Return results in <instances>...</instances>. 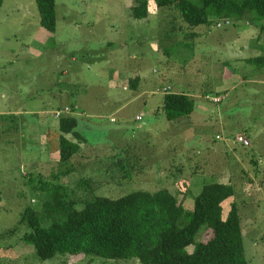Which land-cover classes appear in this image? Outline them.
<instances>
[{"label":"rangeland","instance_id":"obj_1","mask_svg":"<svg viewBox=\"0 0 264 264\" xmlns=\"http://www.w3.org/2000/svg\"><path fill=\"white\" fill-rule=\"evenodd\" d=\"M131 5L132 0H55V32L50 34L38 24L34 0H0V115L17 114L0 122L6 124L0 128V264H140L136 259L82 254L43 261L31 245L20 241L27 231L18 223L24 209L39 208L29 177L53 181L52 176L66 171V165L57 163L53 119L63 105L78 120V132L88 146L96 145L88 157L94 188L86 190L84 200L163 190L177 195L186 189L189 193L179 200L191 211L203 185L232 184L235 196L222 203V219L234 203L247 264H264V114L253 100L241 98L253 92L252 85L238 87L218 105L204 102V112L195 105L190 116L176 123L148 110L151 101L161 103L167 86L173 93L215 96L214 72L223 61L215 58L216 39L223 36L221 43L228 46L244 25L199 26L211 34L185 37L186 26L175 9L156 8L150 2L147 18L134 20L128 17ZM248 23L249 32L264 25L263 20ZM255 40L251 33L244 37L247 46ZM131 80H143L140 91H153L154 97L134 100L118 114L107 113V105H126L136 96L127 87ZM138 112L144 116L136 122ZM241 133L248 147L235 142ZM122 144L131 149L117 166L113 158L119 159ZM133 153L138 162L128 157ZM90 176L76 171V180L91 181ZM48 226L44 222L42 227ZM14 227L18 232L9 233ZM207 237L200 230L195 242H206ZM192 251L193 245L186 248Z\"/></svg>","mask_w":264,"mask_h":264},{"label":"trees","instance_id":"obj_2","mask_svg":"<svg viewBox=\"0 0 264 264\" xmlns=\"http://www.w3.org/2000/svg\"><path fill=\"white\" fill-rule=\"evenodd\" d=\"M150 2L156 8L175 9L186 26L185 37L197 38L193 32L199 26L264 21V0H200L199 4L192 0H132L128 17L146 19ZM34 4L39 26L53 34L55 0H34ZM130 82L132 88L133 82ZM162 94L160 109L167 122H176L194 112L195 102L191 97L173 92ZM9 117L16 118L0 115V122L6 123ZM53 119L59 135L57 163L66 165V171L59 177L52 176L53 181L29 177V184L33 185L32 199L39 202V208L27 206L18 222L27 229L20 241L31 245L38 259L82 254L109 260L136 259L140 264H247L237 206L231 203L224 220L221 215L222 203L235 196L232 184L203 185L193 198L191 211L184 210L179 200L189 193L186 189L177 195L163 190L152 194L134 192L116 200L104 197L84 200L86 190L94 188V183L91 172L87 173L91 181L76 180L80 164L72 159L79 153V144L83 141L78 120L66 114L55 118V113ZM2 124L0 128L6 125ZM237 136L247 140L242 133ZM237 136L234 138L237 144L249 146L248 140V145L238 143ZM76 204L84 207L76 210ZM44 222L49 223L47 228L42 227ZM200 230L208 235V240L196 243ZM16 232L14 227L9 233ZM192 245L193 251L187 253L186 248Z\"/></svg>","mask_w":264,"mask_h":264},{"label":"crops","instance_id":"obj_3","mask_svg":"<svg viewBox=\"0 0 264 264\" xmlns=\"http://www.w3.org/2000/svg\"><path fill=\"white\" fill-rule=\"evenodd\" d=\"M241 24H243L244 26H242L240 30H236L234 37L232 39L233 42L230 43L228 46L221 43V41L223 40V36L217 37L216 39L215 45H217L218 48L215 54V58L223 59V61L220 62L219 69H216V71L214 72V74L217 75L216 78H214L215 82L217 83V86L214 89V92H217L216 95L213 97H208L207 94H204L202 96L201 92L196 93V95L186 94L190 96L193 100L201 98L200 102H196L195 100L194 102H195L196 108L200 109L203 112L206 110V106L204 102H210L214 105H218L223 100H227L228 94L231 92L237 91L238 87L252 85L253 92H248V93L244 92L242 93L241 98L244 101L253 100L255 102L253 103V105L260 107V114H264V25L262 27H255L253 28L252 32H249L250 29L248 28V26L251 24L248 22H241ZM248 33H251L253 36L256 37V40H255L256 42L252 44L251 46H247L246 45L247 43L244 42V37ZM193 34L194 35L204 34L206 36H209L211 32L209 29H197L196 31L193 32ZM223 47L225 48L229 47L231 50L226 51V49ZM178 56L180 57V55ZM204 57L208 58V55ZM250 60L252 61L249 62ZM225 67L226 69L227 67L229 68L227 69V72L224 71ZM141 82H144V81L143 80L139 81V84ZM139 84L138 83L134 84L133 82L132 88L129 87L130 85H127L132 95L136 94V96L133 97V99L130 102L126 103V105H122V106H119V105L108 106L107 105V109L109 110L107 113L112 112L113 114H118L120 111H122L127 105L132 103L134 100L140 99L149 94H150L149 96L154 97L155 92L153 91H150L149 94L146 93V91H140L141 89L139 87ZM165 88H169V92H172V89L169 86ZM122 91L124 92L126 91L125 87H122ZM117 93H120V92H117ZM161 96L163 98V94H161ZM212 98H219V102H212ZM161 104H162V101L158 105L155 103H152L151 101V106L150 108H148V110L151 111V114L155 115L156 117H163L161 114L162 113L161 109H160ZM63 108H66V106L63 105L61 109L59 108L55 112H58L62 110ZM8 115H11V114H8ZM12 115H17V114H12ZM96 115H102V114L100 112V113H96ZM92 116H95V115H92ZM143 116H144L143 112H138L134 117V121L136 122L141 121ZM137 117H139L140 119L137 120L136 119ZM180 120H177L176 122ZM190 126H192V124H189V127ZM79 134H80V137L83 139V141L79 144V150H80L79 153H77L73 157L72 161L76 162L77 164H80L78 169L82 171L81 172L82 174H85L84 172L86 173L90 172L89 171L90 170L89 169L90 159H88V157L93 155L92 152L95 149L96 145L88 146L85 135L80 132ZM58 137L59 135L57 133V146H58ZM127 147L128 145H125V144H122V146H119L120 148V151L118 152L119 159L117 158L116 160V157L113 158L117 166H122L123 160L124 158H126L125 157L126 152L128 151L130 152L131 148H127ZM128 157H131L130 160H135L136 162H138V158H136L137 156H135V153L129 155ZM133 157L134 159H132ZM80 158L83 159L82 162L79 161ZM92 161L94 160L92 159Z\"/></svg>","mask_w":264,"mask_h":264},{"label":"built area","instance_id":"obj_4","mask_svg":"<svg viewBox=\"0 0 264 264\" xmlns=\"http://www.w3.org/2000/svg\"><path fill=\"white\" fill-rule=\"evenodd\" d=\"M223 24H224V25H228L229 23L226 22V23H223ZM217 27H218V28L221 27V24H218ZM168 92H169V88H165V89L162 91V93H164V94H166V93H168ZM218 99H219V98H218ZM212 101H213V102H217L215 99H212ZM218 101H219V100H218ZM60 114H66V115H68V114H70V112H69V110H68L67 108H64L63 110H60V111H58V112H55V118H57L58 115H60ZM136 119L139 120L140 118L137 117ZM237 142H238V143H242L243 145H248L247 140L243 139L242 136H237Z\"/></svg>","mask_w":264,"mask_h":264}]
</instances>
